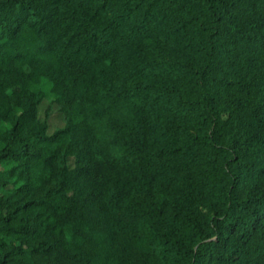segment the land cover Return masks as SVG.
Listing matches in <instances>:
<instances>
[{"label":"trees","instance_id":"16d2710c","mask_svg":"<svg viewBox=\"0 0 264 264\" xmlns=\"http://www.w3.org/2000/svg\"><path fill=\"white\" fill-rule=\"evenodd\" d=\"M0 264H264V0H0Z\"/></svg>","mask_w":264,"mask_h":264},{"label":"rangeland","instance_id":"374dc122","mask_svg":"<svg viewBox=\"0 0 264 264\" xmlns=\"http://www.w3.org/2000/svg\"><path fill=\"white\" fill-rule=\"evenodd\" d=\"M51 98V95L48 94L47 95V99H45L39 106H38V116L40 117V119L44 118V112L45 109L47 108L48 105V101ZM63 120H62V116L60 114V112L58 111L56 106H52L51 107V111L49 113L48 116V133L53 132L56 128H60L63 126Z\"/></svg>","mask_w":264,"mask_h":264}]
</instances>
